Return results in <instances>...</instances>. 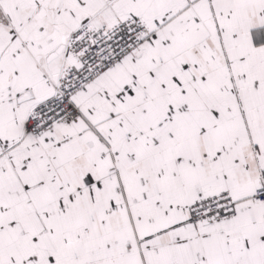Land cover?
<instances>
[{
  "label": "snow or ice",
  "instance_id": "snow-or-ice-1",
  "mask_svg": "<svg viewBox=\"0 0 264 264\" xmlns=\"http://www.w3.org/2000/svg\"><path fill=\"white\" fill-rule=\"evenodd\" d=\"M0 264H264V0H0Z\"/></svg>",
  "mask_w": 264,
  "mask_h": 264
}]
</instances>
